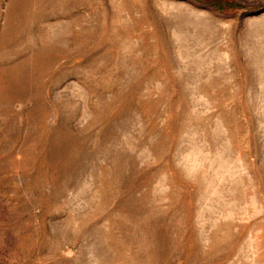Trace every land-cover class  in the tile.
I'll use <instances>...</instances> for the list:
<instances>
[{"label":"rangeland","instance_id":"1","mask_svg":"<svg viewBox=\"0 0 264 264\" xmlns=\"http://www.w3.org/2000/svg\"><path fill=\"white\" fill-rule=\"evenodd\" d=\"M0 264H264V0H0Z\"/></svg>","mask_w":264,"mask_h":264}]
</instances>
